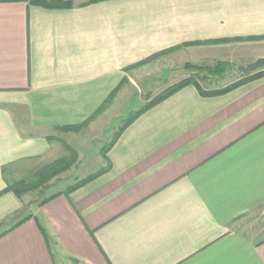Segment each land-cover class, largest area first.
I'll return each mask as SVG.
<instances>
[{
	"label": "crops",
	"instance_id": "crops-1",
	"mask_svg": "<svg viewBox=\"0 0 264 264\" xmlns=\"http://www.w3.org/2000/svg\"><path fill=\"white\" fill-rule=\"evenodd\" d=\"M252 39L264 40V0L0 2V227L21 208L4 169L47 162L55 129L90 121L127 69L182 47L177 58L194 66L245 51V67L264 57ZM182 72L163 90L192 74ZM103 169L4 236L0 264H264V238L235 228L264 208V77L217 97L182 89L88 176Z\"/></svg>",
	"mask_w": 264,
	"mask_h": 264
},
{
	"label": "rangeland",
	"instance_id": "rangeland-1",
	"mask_svg": "<svg viewBox=\"0 0 264 264\" xmlns=\"http://www.w3.org/2000/svg\"><path fill=\"white\" fill-rule=\"evenodd\" d=\"M79 1L82 0H77V3ZM260 46L264 47V44H260ZM187 48L190 47H182L171 53L157 56L136 70L129 71L128 77H125L115 90V94L107 108L90 120L87 125H77L75 127L80 128L70 130L55 129V135L52 139L58 147L47 162L45 160L39 163H21L16 165L10 173L8 172L7 177L11 184L23 179L33 181L35 174L42 170L45 165L53 163V161L54 163L62 162L58 166V169H62L61 172L44 187L29 191L20 198L17 197L21 201V208L11 215L12 217L4 221L0 227V233L3 230L12 228L20 220L36 213L45 199L55 193L66 191L83 179L90 177L88 175L102 168L103 161L106 160L105 152L113 143L118 131L125 125V122L162 92L166 85L178 80L183 74L182 71H185V67L190 63H185L177 57L182 49ZM242 52H235V59H232L231 62L215 61L211 66H198L213 68L222 65V63L229 66L221 80L208 79L203 83V86L217 89L234 83L239 75L237 72L239 67L236 63L240 60L239 57L248 53ZM233 69L235 72L230 71ZM207 71L209 70L206 69L201 72ZM235 228L236 231L251 239L260 240L264 238V208L239 219L235 224Z\"/></svg>",
	"mask_w": 264,
	"mask_h": 264
},
{
	"label": "trees",
	"instance_id": "trees-1",
	"mask_svg": "<svg viewBox=\"0 0 264 264\" xmlns=\"http://www.w3.org/2000/svg\"><path fill=\"white\" fill-rule=\"evenodd\" d=\"M15 1H29V3L33 6L42 7V8H46L49 10H70V9H73L74 7H76V5H77L76 4L77 0H0V2H15ZM108 1H113V0H85L82 3H79L78 6L79 7H85V6L98 4V3H102V2H108ZM252 40H261V39H252ZM238 41L239 40H235V42H238ZM229 42H232V40L217 41L215 43L220 44V43H229ZM160 55H155L153 57L145 59L144 61H141L140 63H138L136 65H133L132 67H130L127 70L139 68L140 66L146 64L147 62H150L151 60H153L154 58H156L157 56H160ZM228 68H229V66L227 64H223V63H222V65H217L213 68H208V67L204 68V67H198V66H194V65H187L186 69L192 73L191 76L187 79L182 80L181 82H179L173 86L166 88L162 92H160L157 96H155L153 98V100H151L147 105H145L140 111H138L130 119H128L125 122V125L123 127H121V129L118 131L113 143L106 150V152H105L106 158H107V154L109 153V151L111 150L113 145L118 141L120 136L124 133V131L134 121H136L145 112L149 111L150 109H152L156 105L162 103L166 99L177 94L182 89H184L188 86H194L198 90V92L200 93V95L202 97H217V96L227 94V93L235 90L236 88H238L242 85H245L251 81H254V80H257V79L264 77V69H261L255 73H252L251 75H249L247 77H243L241 80H239V81H237V82H235V83H233L227 87H224V88L210 89V88H206L203 86V83L205 81H208V79L213 78L216 80H221L223 78L224 72H226L228 70ZM206 69H208L209 71L203 72V73L201 72V71L206 70ZM114 94H115V91L106 100V102L102 105V107L98 110V112L93 116L92 119H94L99 113H101L105 108H107V106L111 102L110 100L113 98ZM88 123H89V121L83 125L85 126ZM72 128H80V127H66V128H57V129L70 130ZM49 140H52V138H50ZM61 163L62 162L59 161L58 163H52L50 165L45 166L42 170L38 171L35 174V179L33 181H27L26 179H23L21 181H17L16 183L8 184L5 193H12L16 197L20 198L22 195H24L25 193H27L29 191L36 190V188L44 187L48 182H50L51 179H53L58 173L61 172L62 169H58L59 168L58 166ZM106 171H107V169H103L99 173L92 175L86 179H83L78 184L73 185L72 187H70L66 191L55 193L53 196L45 199L40 204L39 208L43 207L45 204L56 199L59 196L72 194L76 190L84 187L85 185L89 184L93 180L97 179L101 174H103ZM4 172L8 173L9 171H6V169H4ZM28 220H30V217L18 222L15 226L10 228L6 232L2 233L0 235V240L4 236H6L8 233L17 229L19 226H21L23 223H25Z\"/></svg>",
	"mask_w": 264,
	"mask_h": 264
},
{
	"label": "water",
	"instance_id": "water-1",
	"mask_svg": "<svg viewBox=\"0 0 264 264\" xmlns=\"http://www.w3.org/2000/svg\"><path fill=\"white\" fill-rule=\"evenodd\" d=\"M261 69H264V58H260L252 64H249L245 67H240L239 72L244 76L247 77L252 73H255Z\"/></svg>",
	"mask_w": 264,
	"mask_h": 264
}]
</instances>
